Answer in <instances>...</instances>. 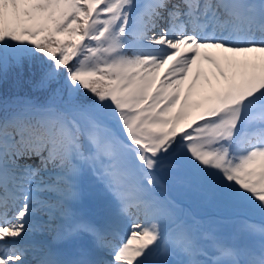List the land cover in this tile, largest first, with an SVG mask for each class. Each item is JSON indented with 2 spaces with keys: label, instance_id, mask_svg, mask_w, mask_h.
<instances>
[{
  "label": "snow or ice",
  "instance_id": "1",
  "mask_svg": "<svg viewBox=\"0 0 264 264\" xmlns=\"http://www.w3.org/2000/svg\"><path fill=\"white\" fill-rule=\"evenodd\" d=\"M25 74L0 264H264V0H0V85Z\"/></svg>",
  "mask_w": 264,
  "mask_h": 264
},
{
  "label": "rangeland",
  "instance_id": "2",
  "mask_svg": "<svg viewBox=\"0 0 264 264\" xmlns=\"http://www.w3.org/2000/svg\"><path fill=\"white\" fill-rule=\"evenodd\" d=\"M83 189L84 198L80 205L81 210L87 214H92L96 206L103 200L105 194L102 187L95 182L94 178L86 177Z\"/></svg>",
  "mask_w": 264,
  "mask_h": 264
},
{
  "label": "trees",
  "instance_id": "3",
  "mask_svg": "<svg viewBox=\"0 0 264 264\" xmlns=\"http://www.w3.org/2000/svg\"><path fill=\"white\" fill-rule=\"evenodd\" d=\"M28 76L25 74L21 82L17 85L15 83V77H10L6 85H0V94H20L31 92V85L27 82Z\"/></svg>",
  "mask_w": 264,
  "mask_h": 264
},
{
  "label": "bare ground",
  "instance_id": "4",
  "mask_svg": "<svg viewBox=\"0 0 264 264\" xmlns=\"http://www.w3.org/2000/svg\"><path fill=\"white\" fill-rule=\"evenodd\" d=\"M96 199H98V198H96ZM69 245H72V246L74 247V245H73V244H71V243H69Z\"/></svg>",
  "mask_w": 264,
  "mask_h": 264
}]
</instances>
